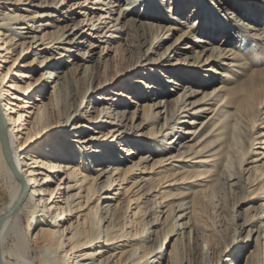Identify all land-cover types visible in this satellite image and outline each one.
<instances>
[{
	"label": "bare ground",
	"instance_id": "6f19581e",
	"mask_svg": "<svg viewBox=\"0 0 264 264\" xmlns=\"http://www.w3.org/2000/svg\"><path fill=\"white\" fill-rule=\"evenodd\" d=\"M129 36L141 50L111 74ZM261 77L264 0H0V264H241L224 194L260 171L245 190L264 197ZM241 115L252 158L234 171ZM263 221L264 203L244 221L257 264Z\"/></svg>",
	"mask_w": 264,
	"mask_h": 264
},
{
	"label": "rangeland",
	"instance_id": "374dc122",
	"mask_svg": "<svg viewBox=\"0 0 264 264\" xmlns=\"http://www.w3.org/2000/svg\"><path fill=\"white\" fill-rule=\"evenodd\" d=\"M215 1L216 0H214V2ZM106 3H107V0H106ZM208 3L209 2H207L206 5ZM64 6L62 5L60 7V10L63 9ZM164 8H165V6H164ZM232 10L233 9H228L229 12H231ZM165 13H166V11L164 9V14ZM216 14H217V16H218V14L220 16H223V17L227 16V14H225L224 11H216ZM217 16H214V17L215 18L220 17V16H218V17ZM229 20H231V19L228 18V21L226 19L225 22L229 23ZM129 32L132 34V31H130V29H129ZM178 32L179 31H174L170 40L173 38V36H175V34H178ZM129 37H130V42H129L130 46H129L128 50L127 49L125 50L126 53H123V51H122V53L118 52V54H116V55L113 53L109 59V63H110L111 69H112L110 71L111 74H114L119 66L126 65L128 62L133 61V57L137 53L138 49L141 50L140 48L137 47L136 40L134 39V37L133 36H129ZM145 39L148 40L149 36L145 35L144 40H143V38L140 40L145 41ZM170 40L166 41L165 44H167ZM227 45H229L228 42L225 43V46H227ZM145 47H147V43L142 48V50L145 49ZM262 51H263L262 49L256 50V53H254V56L258 55L257 57H260V55L263 54ZM129 53H132V55ZM31 56H32V54L22 55L21 58H19L18 63L19 64L23 63L25 60H27ZM1 65L7 66V65H9V62L8 63H1ZM257 83L262 86L263 91H262L261 96H264V77H261V79ZM50 93H51V89L49 87H47L46 93H45L46 95L44 98L45 101H47V99H49L48 96H50ZM71 96H72V101H73L75 99V97H74L72 91H71ZM257 97L260 98V92H258ZM256 98H253L254 103H258L261 99L260 98L257 101ZM161 122H163V118L160 120V123ZM251 134L253 135L254 132H252L249 129V127L247 125V121L244 119V116L241 115L240 123L238 124L237 128L236 129L232 128L231 135L226 136L224 139V141L226 140L230 143L227 146L228 151L230 149V152L228 153V155H226V158L224 161V163L227 166H229V169L236 171L239 167L247 168L250 166V163L246 164V162L250 161V159L252 158L251 153L249 151L246 153V151L248 150V144H247L246 138ZM169 137L171 138V136H169ZM169 143H170V141H168L167 144H169ZM168 146L173 147V144L170 143ZM176 151H177V148L173 150V152H176ZM262 169L264 170V165L262 166ZM261 173L262 172H260V171L257 173H254V172L251 173L249 171L245 172V173H240L239 177L241 178V180H237V178L232 179L231 183H234V184L232 186H229L226 190V193L224 194L226 196V204H225L226 206L225 207L227 210V215H228L227 220L229 223L228 228H227L228 237H230V235H232L233 236V238H232L233 242L236 240L240 241V243H239L240 246L239 247L234 246L233 251H236L238 254H240V256H242V261H241L242 263L241 264H247V261L248 262L252 261V264H257L255 261V259H257L255 257V251L256 252L258 251V247L262 243L260 238H259V231H261L260 223L255 222L252 226H247L246 224H244L246 217H248V215L254 214L258 210L259 204L264 203V199H263L264 197L250 198L251 197L250 193L246 192V190H245V188L250 186L252 183H255V185H256L259 182L257 180V178L260 176ZM249 174H250V176H248ZM251 176H252V181H249L247 178H249ZM5 189H6L5 186L0 181V196L1 197H3L5 195ZM223 206H224V204H223ZM202 208H203V222L207 223V225H209V226H212L216 222L215 204L211 201L210 198H207L206 201L204 202ZM123 214H124V212H121V215H123ZM139 217L140 218H137L138 220H140L142 218L141 216H139ZM121 225L122 224H120V226ZM263 229H264V226L262 227V230ZM152 239L154 240V243L157 244L155 235L152 236ZM158 240H161V239L159 238ZM167 240L168 241L165 243H168V247H167V250H168V249H170V246L173 245V239L172 238L169 239V236H168ZM227 240H229V239L227 238ZM6 242H7L6 244L10 243L9 238H6ZM148 256H150V255H148Z\"/></svg>",
	"mask_w": 264,
	"mask_h": 264
}]
</instances>
